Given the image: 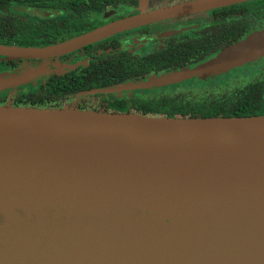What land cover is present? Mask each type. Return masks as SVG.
<instances>
[{
	"label": "water",
	"instance_id": "obj_1",
	"mask_svg": "<svg viewBox=\"0 0 264 264\" xmlns=\"http://www.w3.org/2000/svg\"><path fill=\"white\" fill-rule=\"evenodd\" d=\"M245 0L118 20L10 59L57 57L113 33ZM264 55V29L208 62L124 89L221 74ZM36 70L4 77L10 88ZM0 264H264V115L148 117L0 106Z\"/></svg>",
	"mask_w": 264,
	"mask_h": 264
},
{
	"label": "flooded vegetation",
	"instance_id": "obj_2",
	"mask_svg": "<svg viewBox=\"0 0 264 264\" xmlns=\"http://www.w3.org/2000/svg\"><path fill=\"white\" fill-rule=\"evenodd\" d=\"M172 1L179 2L171 4ZM202 1L205 0H0V26L11 32V36L2 34L0 44L21 46L11 38L15 26L41 30L35 39L37 47H47L118 20ZM263 29L264 0H245L138 24L57 57L0 56V75L4 77L36 70L29 80L10 88L0 86V106L60 108L66 101L79 110L134 113L138 99L161 93L187 90L208 92L214 97L226 90L256 85L264 93V55L206 78L155 88H123L200 66ZM149 61L158 65L171 61V65L169 69L146 72L141 64ZM133 65L134 70L124 68ZM70 75H75L76 91L52 99L46 90L48 82L54 76ZM128 76L132 78L125 80Z\"/></svg>",
	"mask_w": 264,
	"mask_h": 264
},
{
	"label": "trees",
	"instance_id": "obj_3",
	"mask_svg": "<svg viewBox=\"0 0 264 264\" xmlns=\"http://www.w3.org/2000/svg\"><path fill=\"white\" fill-rule=\"evenodd\" d=\"M10 29L0 26V38L7 33L11 36ZM14 40L22 47H37L36 35L41 30L33 29L29 31L25 26H15ZM31 41L26 43L25 41ZM45 44V43H44ZM127 63V62H126ZM139 63H136V65ZM176 64V63H175ZM178 64V63H177ZM146 67L145 71L156 69H169L171 61H166L158 65L155 61L141 64ZM125 70H134L133 66H124ZM141 69V67H136ZM175 72V71H173ZM171 72V73H173ZM128 76L126 79H131ZM123 79V80H124ZM46 88L47 94L52 98H63L64 96L76 91L75 75L54 76ZM134 113L148 117H248L264 115V93L261 87L256 85L244 89L226 90L213 97L208 92L195 93L182 90L178 93H161L149 98H141L134 104Z\"/></svg>",
	"mask_w": 264,
	"mask_h": 264
},
{
	"label": "rangeland",
	"instance_id": "obj_4",
	"mask_svg": "<svg viewBox=\"0 0 264 264\" xmlns=\"http://www.w3.org/2000/svg\"><path fill=\"white\" fill-rule=\"evenodd\" d=\"M179 1H172L171 4H177ZM62 107L60 108H75L71 103L69 102H64L63 105H61Z\"/></svg>",
	"mask_w": 264,
	"mask_h": 264
}]
</instances>
